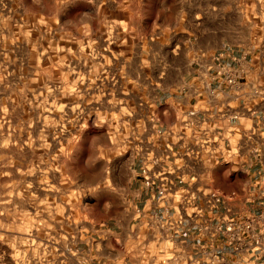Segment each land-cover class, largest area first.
<instances>
[{
  "label": "rangeland",
  "instance_id": "obj_1",
  "mask_svg": "<svg viewBox=\"0 0 264 264\" xmlns=\"http://www.w3.org/2000/svg\"><path fill=\"white\" fill-rule=\"evenodd\" d=\"M172 2L0 0V264H98L127 227L157 85L185 71Z\"/></svg>",
  "mask_w": 264,
  "mask_h": 264
},
{
  "label": "crops",
  "instance_id": "obj_2",
  "mask_svg": "<svg viewBox=\"0 0 264 264\" xmlns=\"http://www.w3.org/2000/svg\"><path fill=\"white\" fill-rule=\"evenodd\" d=\"M247 8L245 0H173L171 20L165 17L163 21L166 28L170 22L175 24L170 30L172 56L165 67L185 71L176 84L157 85L158 96L152 104V140L163 148H178L188 140L198 151L204 145L216 146L219 125H224L222 134L231 141V156L211 163L205 159L208 154H203L197 171L211 177L213 185L222 191L238 189L241 210L254 209V201H264V52L255 50ZM217 56L226 64L248 69L250 77L242 78L234 87L214 78ZM189 110H198L205 122L206 129L195 130L197 139L173 127ZM236 111L239 118L232 117ZM251 130L255 133L252 138L248 137ZM253 148L258 149L257 154L250 153ZM139 167V160L133 163L128 225L122 234L110 227L101 229L98 236L103 248L99 249L104 254L98 264H106V259L111 264L141 263L135 262L132 251L134 232L145 230L133 219L135 207L143 204Z\"/></svg>",
  "mask_w": 264,
  "mask_h": 264
},
{
  "label": "built area",
  "instance_id": "obj_3",
  "mask_svg": "<svg viewBox=\"0 0 264 264\" xmlns=\"http://www.w3.org/2000/svg\"><path fill=\"white\" fill-rule=\"evenodd\" d=\"M247 20L256 51L264 52V0H245ZM250 71L226 64L216 57L213 77L236 86ZM198 110L184 113L178 126L182 135L195 137L206 129ZM239 118V111L232 114ZM153 121V120H152ZM154 128V121H153ZM216 146L195 150L190 140L163 148L152 140H141L140 196L143 204L134 209V221L145 230L134 232L132 250L139 264H264V201L254 209L239 208V190L225 192L212 178L198 174L202 155L211 163L231 156V141L219 125ZM153 134V133H152ZM251 130L248 137H253ZM208 144V143H205ZM250 153L257 154L253 148ZM189 157V158H188Z\"/></svg>",
  "mask_w": 264,
  "mask_h": 264
}]
</instances>
